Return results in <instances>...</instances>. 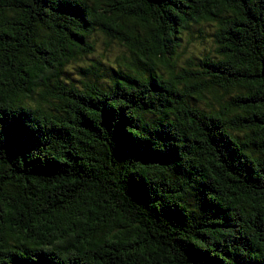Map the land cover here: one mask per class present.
Here are the masks:
<instances>
[{"label":"trees","instance_id":"1","mask_svg":"<svg viewBox=\"0 0 264 264\" xmlns=\"http://www.w3.org/2000/svg\"><path fill=\"white\" fill-rule=\"evenodd\" d=\"M0 264H264V0H0Z\"/></svg>","mask_w":264,"mask_h":264},{"label":"rangeland","instance_id":"2","mask_svg":"<svg viewBox=\"0 0 264 264\" xmlns=\"http://www.w3.org/2000/svg\"><path fill=\"white\" fill-rule=\"evenodd\" d=\"M203 31L202 34L205 35V39L203 42L199 39L197 42L184 43V48L187 53L193 51L195 55H201L205 49H213L214 48V40L209 37L213 32V27L209 25L200 26ZM96 41V52L91 56V59H88L89 62L97 63L99 67L98 73L101 74V79L105 85L109 84L110 76L109 72L111 67H116L117 65H124L129 62L134 61V56L132 53L127 50L125 47L119 45L115 41H109L105 39L102 34H97L95 36ZM81 64L85 65V62ZM68 77L71 78L75 83L81 82L84 80L85 74L80 67L77 65H69L68 66Z\"/></svg>","mask_w":264,"mask_h":264}]
</instances>
